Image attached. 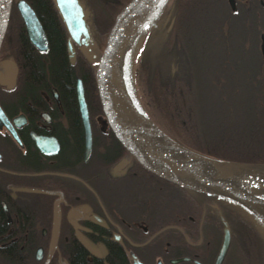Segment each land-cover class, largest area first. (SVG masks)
<instances>
[{
    "label": "flooded vegetation",
    "instance_id": "1",
    "mask_svg": "<svg viewBox=\"0 0 264 264\" xmlns=\"http://www.w3.org/2000/svg\"><path fill=\"white\" fill-rule=\"evenodd\" d=\"M15 1L0 43V264H132L134 259L141 264H212L223 221L229 231L224 262L234 234V205L206 192L178 189L139 164L114 136L100 108L94 65L90 83L83 80L96 60L99 39L86 5L80 0L90 36L84 54L72 40L68 50V33L55 8L58 21L51 23L47 12L36 13L24 0L46 41L43 50L35 46ZM199 1L173 4L219 14L226 5L249 11L243 20L249 39L235 35L230 43L224 41L229 49L222 67L234 69L239 89L257 88L255 73L264 85V36L255 18L259 1L204 0L202 6ZM258 223L264 234V223ZM260 240L264 247V236Z\"/></svg>",
    "mask_w": 264,
    "mask_h": 264
},
{
    "label": "trees",
    "instance_id": "2",
    "mask_svg": "<svg viewBox=\"0 0 264 264\" xmlns=\"http://www.w3.org/2000/svg\"><path fill=\"white\" fill-rule=\"evenodd\" d=\"M25 1L36 13L47 12L46 19L51 23L57 20L51 0ZM81 1L90 12V21L99 34L98 47L102 48L114 15L128 0ZM95 1L102 6L96 7ZM199 3L202 6L204 1ZM261 3H257L256 19L264 16V8L259 11ZM186 4L176 9L173 0L170 1L145 33L142 45L149 36L152 41L143 63L140 87L145 90V97L140 106L165 135L194 152L224 161H262L264 85L239 89L234 69L222 67V55L229 49L224 47V41L230 43L235 35L242 36V41L249 39L246 38L251 33L249 26L242 25L239 10L232 11L227 5L219 14L220 10ZM248 12L245 10L243 20L249 19ZM202 18L206 21L198 20ZM224 18L230 19L227 29L217 23ZM93 65L94 62L82 75L85 82L92 80ZM175 185L178 189L186 187Z\"/></svg>",
    "mask_w": 264,
    "mask_h": 264
},
{
    "label": "water",
    "instance_id": "3",
    "mask_svg": "<svg viewBox=\"0 0 264 264\" xmlns=\"http://www.w3.org/2000/svg\"><path fill=\"white\" fill-rule=\"evenodd\" d=\"M51 1L68 33V50L72 40L85 54L83 45H90V36L84 4L80 0ZM162 2L128 0L114 15L93 67L100 108L119 143L143 167L175 184L231 200L264 222V197L247 189L264 178V160L224 161L194 152L165 135L131 104L125 94L121 79L125 53ZM10 5L11 0H0V43L8 22ZM15 5L28 39L39 49H45V37L32 9L24 0H16ZM76 92L88 147L89 130L80 81H77ZM223 224L221 245L212 264H221L229 244L228 227L224 221ZM132 264L141 263L134 259Z\"/></svg>",
    "mask_w": 264,
    "mask_h": 264
},
{
    "label": "rangeland",
    "instance_id": "4",
    "mask_svg": "<svg viewBox=\"0 0 264 264\" xmlns=\"http://www.w3.org/2000/svg\"><path fill=\"white\" fill-rule=\"evenodd\" d=\"M170 1L172 0H165L162 6L156 12L158 13L156 18L154 20L153 18L151 19V21L153 20V22L152 23L150 22L151 24L148 23L146 25L145 29L143 30V35L136 48V52L132 58V61L129 67V83H130L132 90L134 91L135 97L139 104H140V101L144 103L145 90L142 87H140V81H141L142 74H143L144 60L149 56L152 36H149L147 40L143 43V45H142V41L149 27L154 24L155 20L160 15L161 11L169 6ZM258 1L264 3V0H258ZM94 3L96 4V7L102 6L101 3H98L96 1ZM263 3H261V8L259 9V11L262 10V8H264ZM94 8L95 7L93 6L91 9L92 13H93ZM238 10H239V14L241 15L240 20L241 22H243L242 17H243V14H245V10H241L239 8ZM257 10H258V7H257ZM198 20L206 21V18H202ZM257 20L260 21L258 25L259 24L262 25V28L259 27V29H260V32H262L264 36V16H261L260 19H257ZM229 22H230V19L224 18L223 26L226 27V29L228 27ZM242 25L245 26V23L243 22ZM98 42H99V39H98ZM100 49L101 48L98 47L96 51L97 54L93 56V61L95 60V58H97L98 53L100 52ZM262 71L264 72V69ZM256 75L257 74L255 73L253 77L256 80V83L260 84L259 82L260 77L259 75H257L256 77ZM255 194L264 197V192H255ZM233 205L234 206L230 205L232 208L230 212V217L233 220L234 234L232 235V239L229 245L230 247L224 258V262H221V264H264L263 262L264 255L262 253V250L264 249V247L262 246V243L260 240L264 236L262 232V227L258 223L257 219L254 216H252L249 212H247L240 206H237V205L235 206V204ZM250 215L253 219L250 217ZM254 218L256 220H254ZM240 221L244 222L246 226L241 225ZM205 263L208 264V262H205ZM183 264H189V263H183Z\"/></svg>",
    "mask_w": 264,
    "mask_h": 264
},
{
    "label": "bare ground",
    "instance_id": "5",
    "mask_svg": "<svg viewBox=\"0 0 264 264\" xmlns=\"http://www.w3.org/2000/svg\"><path fill=\"white\" fill-rule=\"evenodd\" d=\"M163 2L160 4V6L154 12L152 17L149 19L148 23L153 22L154 18L158 14L156 12L162 6ZM152 18H153V20L151 21ZM142 35H143V31L141 32L140 36L130 45V47L127 49V52L125 53V56L123 58L122 73H121L122 78L121 79H122V84H123V87L125 89V94H126L128 100L131 102V104H133V106H136L147 117V115L145 114V112L141 108L140 104L138 103V101L135 97L134 91L132 90L130 83H129V67H130L132 58L136 52V48L140 42ZM158 50H159V48H158ZM247 189L253 194H255V192H264V178L260 179L259 181L255 182L251 185H249L247 187Z\"/></svg>",
    "mask_w": 264,
    "mask_h": 264
}]
</instances>
